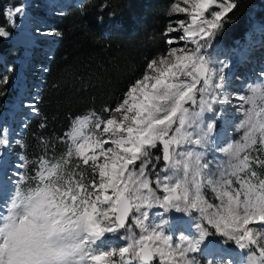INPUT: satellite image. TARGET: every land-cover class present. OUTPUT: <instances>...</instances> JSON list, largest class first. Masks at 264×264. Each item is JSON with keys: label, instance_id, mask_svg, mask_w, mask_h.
Here are the masks:
<instances>
[{"label": "snow or ice", "instance_id": "obj_1", "mask_svg": "<svg viewBox=\"0 0 264 264\" xmlns=\"http://www.w3.org/2000/svg\"><path fill=\"white\" fill-rule=\"evenodd\" d=\"M236 8V0L173 3L169 15L183 18L164 33L166 52L103 109L106 118L71 122L59 141L66 152L54 161L43 154L52 147L44 136L35 160L18 155L26 172L6 199L0 185V264H233L198 258L218 243L245 252L246 264H264V178L255 170L264 159L253 155L264 156V82L238 97L242 135L221 144L226 78L206 53ZM20 12L9 10L8 20ZM29 110L40 115L35 102ZM7 133L0 128V167L12 144ZM212 146L228 158L218 179L204 162ZM209 189L218 203L206 198ZM173 214L184 218L175 235ZM121 233L126 246L98 250Z\"/></svg>", "mask_w": 264, "mask_h": 264}, {"label": "trees", "instance_id": "obj_2", "mask_svg": "<svg viewBox=\"0 0 264 264\" xmlns=\"http://www.w3.org/2000/svg\"><path fill=\"white\" fill-rule=\"evenodd\" d=\"M172 3L173 0H82L55 15L52 24L58 35L44 62L42 84L36 95L40 115H26L20 140L29 147L21 151L23 155L35 160L42 154L43 146L36 140L44 136L52 147L43 154L54 161L64 153L59 141L73 118L93 113L94 117H107L103 109L120 100L151 58L166 52L164 32ZM236 3L237 8L215 37L219 42L241 38L254 7L255 15L264 17V0ZM4 23L0 14V25ZM4 48L0 38V50ZM4 100L0 95V109ZM41 123L44 128L39 127ZM255 170L264 178V167L255 166ZM85 174L91 178L90 172Z\"/></svg>", "mask_w": 264, "mask_h": 264}, {"label": "rangeland", "instance_id": "obj_3", "mask_svg": "<svg viewBox=\"0 0 264 264\" xmlns=\"http://www.w3.org/2000/svg\"><path fill=\"white\" fill-rule=\"evenodd\" d=\"M57 1L51 4L49 3L52 2L51 0H5L0 4V14L5 20L0 28L8 33L6 37H0L5 45V48L0 50V78L8 79L6 85L1 84L5 100L0 111V128H7L8 138L12 141L11 146L5 150L3 166L0 167V185L3 187L4 199L12 192L16 175L23 174L25 170L17 168L20 164L18 155L23 154L17 149L16 142H21L20 137L24 130L26 115L33 114L29 109L33 102H36V95L41 87L45 71L44 62L49 57L53 41L58 35L52 19L63 12L69 4L82 2V0ZM173 3H182V0H173ZM16 7L22 8V12L15 14L11 21L8 20L7 12L9 10L14 12ZM255 10L256 7L249 13L246 30L240 39L219 42L215 38L212 46L206 50L213 66L218 70L223 68L226 78L225 94L229 98V103L223 106L226 114L220 120V127L216 134L221 144L236 142L242 135L238 130V124L243 119L241 113L237 111L240 103L238 97L250 94L249 86L264 82V17H257ZM169 16L164 33L167 32L170 24L175 23L177 17L183 18V14L172 13ZM85 116L75 117L71 122L76 118L83 119ZM96 118L99 117H93V119ZM69 130L70 125L64 133ZM62 150L66 152L64 144H62ZM253 155L264 159L261 153L254 152ZM227 159L215 146L205 151L204 162L208 163L207 171L213 179H218L220 172L227 167ZM28 175L32 174L28 173ZM206 198L210 202L218 203L210 189L206 190ZM3 210V205H0V211ZM157 220L158 218H154L150 222ZM183 224L184 218L173 214L169 234L175 235ZM120 235L122 233L107 235L99 243L98 250L106 251L126 246V241L121 239ZM214 247L217 249L215 253L205 251L199 254L198 258L201 261L212 259L231 261L233 264H246V253L235 245L218 243Z\"/></svg>", "mask_w": 264, "mask_h": 264}, {"label": "bare ground", "instance_id": "obj_4", "mask_svg": "<svg viewBox=\"0 0 264 264\" xmlns=\"http://www.w3.org/2000/svg\"><path fill=\"white\" fill-rule=\"evenodd\" d=\"M52 2H49V3H51V4H53L55 1H57V0H51ZM58 2V1H57ZM226 58V57H225ZM238 59V58H237ZM220 64V63H219Z\"/></svg>", "mask_w": 264, "mask_h": 264}]
</instances>
